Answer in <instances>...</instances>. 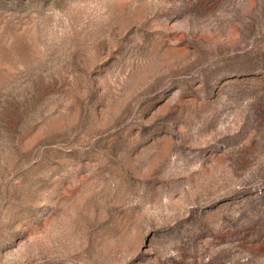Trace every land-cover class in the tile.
I'll return each mask as SVG.
<instances>
[{
    "label": "rangeland",
    "instance_id": "rangeland-1",
    "mask_svg": "<svg viewBox=\"0 0 264 264\" xmlns=\"http://www.w3.org/2000/svg\"><path fill=\"white\" fill-rule=\"evenodd\" d=\"M0 264H264V0H0Z\"/></svg>",
    "mask_w": 264,
    "mask_h": 264
}]
</instances>
